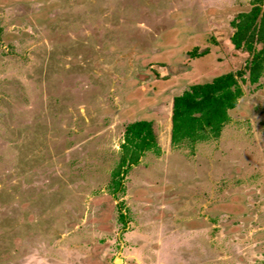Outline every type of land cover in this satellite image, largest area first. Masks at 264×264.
<instances>
[{"label": "rangeland", "instance_id": "1", "mask_svg": "<svg viewBox=\"0 0 264 264\" xmlns=\"http://www.w3.org/2000/svg\"><path fill=\"white\" fill-rule=\"evenodd\" d=\"M254 7L0 0V264H264ZM228 74L219 135L173 141L175 99Z\"/></svg>", "mask_w": 264, "mask_h": 264}, {"label": "trees", "instance_id": "2", "mask_svg": "<svg viewBox=\"0 0 264 264\" xmlns=\"http://www.w3.org/2000/svg\"><path fill=\"white\" fill-rule=\"evenodd\" d=\"M232 44L248 53L246 68L250 82L255 83L264 74V10L254 7L242 16ZM257 44L262 45L258 51ZM239 95L237 82L230 74L215 78L211 83L192 86L174 101L172 140L187 139L193 144L204 141L209 134L217 137L227 121L226 110L234 106Z\"/></svg>", "mask_w": 264, "mask_h": 264}]
</instances>
